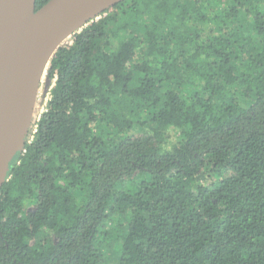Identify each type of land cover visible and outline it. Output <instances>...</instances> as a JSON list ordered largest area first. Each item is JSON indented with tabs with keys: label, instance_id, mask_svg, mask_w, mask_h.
Returning a JSON list of instances; mask_svg holds the SVG:
<instances>
[{
	"label": "trees",
	"instance_id": "16d2710c",
	"mask_svg": "<svg viewBox=\"0 0 264 264\" xmlns=\"http://www.w3.org/2000/svg\"><path fill=\"white\" fill-rule=\"evenodd\" d=\"M46 73L0 264H264V0H123Z\"/></svg>",
	"mask_w": 264,
	"mask_h": 264
},
{
	"label": "water",
	"instance_id": "95a60500",
	"mask_svg": "<svg viewBox=\"0 0 264 264\" xmlns=\"http://www.w3.org/2000/svg\"><path fill=\"white\" fill-rule=\"evenodd\" d=\"M123 0H0V189L24 148L37 92L57 50Z\"/></svg>",
	"mask_w": 264,
	"mask_h": 264
},
{
	"label": "rangeland",
	"instance_id": "374dc122",
	"mask_svg": "<svg viewBox=\"0 0 264 264\" xmlns=\"http://www.w3.org/2000/svg\"><path fill=\"white\" fill-rule=\"evenodd\" d=\"M68 40L63 45H65L68 42ZM46 72L47 70L43 74L41 83L39 85V89H38L37 97L35 101V106L33 110V116H32L30 126L28 128L27 134L25 136V142H29L33 138L34 131L36 130L38 121L41 115L45 112L46 104L50 98V90L54 84V80L49 79L47 77ZM116 258H117V255L115 253L110 255V261L112 264L116 262Z\"/></svg>",
	"mask_w": 264,
	"mask_h": 264
},
{
	"label": "built area",
	"instance_id": "2783aa9c",
	"mask_svg": "<svg viewBox=\"0 0 264 264\" xmlns=\"http://www.w3.org/2000/svg\"><path fill=\"white\" fill-rule=\"evenodd\" d=\"M36 128H37V127H36ZM35 132H36V130L34 131V133H35ZM31 140H32V139H31ZM31 140H30V141H31ZM30 141H29V142H30Z\"/></svg>",
	"mask_w": 264,
	"mask_h": 264
}]
</instances>
